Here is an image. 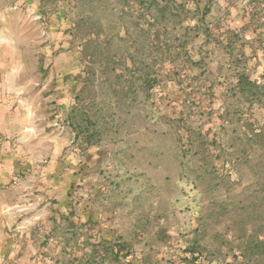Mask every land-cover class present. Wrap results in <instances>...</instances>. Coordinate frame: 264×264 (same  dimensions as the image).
<instances>
[{"label": "rangeland", "instance_id": "1", "mask_svg": "<svg viewBox=\"0 0 264 264\" xmlns=\"http://www.w3.org/2000/svg\"><path fill=\"white\" fill-rule=\"evenodd\" d=\"M81 1L0 0V264H241L264 0Z\"/></svg>", "mask_w": 264, "mask_h": 264}, {"label": "trees", "instance_id": "2", "mask_svg": "<svg viewBox=\"0 0 264 264\" xmlns=\"http://www.w3.org/2000/svg\"><path fill=\"white\" fill-rule=\"evenodd\" d=\"M95 1V0H94ZM82 3L86 2L85 0L81 1ZM97 3L91 7L90 12L96 13V11L103 7L102 0L96 1ZM138 4L140 5L141 9L148 10L150 5H155V9L158 8V2L156 0H137ZM167 2V1H166ZM89 2H86L83 6H86ZM163 8V7H161ZM89 40L92 35H88ZM157 78L156 74H146L145 78V85L147 88L153 86L154 80ZM238 84L241 86L240 90H245L247 87L248 92H252L253 97H261L264 96V82L257 83L250 81L249 78L244 75L240 74L238 77ZM264 78V75H263ZM245 86V87H243ZM246 91V92H247ZM247 92V93H248ZM261 94V95H260ZM248 138V137H247ZM248 140V139H247ZM255 145L252 150V153H247L248 156L253 161V174L255 175L256 179L259 180V184L261 187L262 192H264V126L259 128V130L253 134H251V138H249L248 143H244L241 147L243 153L246 152L250 146ZM236 166V165H235ZM237 172V169H236ZM264 195V193H263ZM262 225H264V220L262 221ZM252 231V230H251ZM261 231H252V234L248 236V241L242 244L239 248V257L241 259V264H264V239L261 238ZM264 235V233H263Z\"/></svg>", "mask_w": 264, "mask_h": 264}, {"label": "crops", "instance_id": "3", "mask_svg": "<svg viewBox=\"0 0 264 264\" xmlns=\"http://www.w3.org/2000/svg\"><path fill=\"white\" fill-rule=\"evenodd\" d=\"M0 204L3 207H7L8 202L6 197H4L2 194H0ZM6 216L0 215V257H2L3 252H7L9 250V244L10 247L14 246V243L12 240H10V243L8 244V241L6 240L8 232L6 228Z\"/></svg>", "mask_w": 264, "mask_h": 264}]
</instances>
